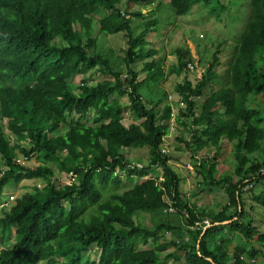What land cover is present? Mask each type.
I'll list each match as a JSON object with an SVG mask.
<instances>
[{
	"label": "trees",
	"instance_id": "16d2710c",
	"mask_svg": "<svg viewBox=\"0 0 264 264\" xmlns=\"http://www.w3.org/2000/svg\"><path fill=\"white\" fill-rule=\"evenodd\" d=\"M168 1L183 15L198 0ZM123 2L125 11L119 7ZM138 2L152 0H0V120L7 121L5 127L0 124V195L11 181L45 182L15 197L9 209L3 206L0 264H264V229L246 211L247 201L252 210L256 205L264 209V157L252 156L264 153V106H249L251 97L264 96V0H251L247 25L231 46L228 87L212 92L197 111L195 99L216 80L220 54L228 50L221 44L196 83L186 78L176 85L185 104L176 121L192 132L191 139L180 137V142L191 150L206 191L221 188L228 195L218 211L201 209L184 196L183 177L164 151L173 116L170 102L159 113L166 92L148 99L150 107L145 102L142 87L154 91L165 70L150 71L157 50L145 46L158 21L154 12L131 7ZM104 10L110 13L100 21V33H122L126 40L115 60L99 50L92 33L95 14ZM177 53L171 74L195 69L190 49ZM137 61L148 72L142 80L134 68ZM96 68L110 78L95 85L69 81ZM125 95L128 105L120 100ZM91 110L95 113L87 124L83 120ZM126 110L132 117L128 126ZM70 115L77 118L69 121ZM223 139L234 143L236 163L233 172L216 177ZM210 147L215 157H198ZM129 148H148V164L132 163L124 152ZM40 153L61 173L74 174V180L63 184L50 165L27 167L19 161ZM154 167L162 169L161 179L150 176ZM124 173L132 187L103 199L102 186H124ZM88 207L96 213L85 219ZM169 210L182 221L140 222V213ZM206 220L210 226L201 237ZM13 229L16 240L7 246ZM167 232L176 237L163 241ZM235 235L243 242L231 249ZM148 244L153 246L140 247Z\"/></svg>",
	"mask_w": 264,
	"mask_h": 264
},
{
	"label": "rangeland",
	"instance_id": "374dc122",
	"mask_svg": "<svg viewBox=\"0 0 264 264\" xmlns=\"http://www.w3.org/2000/svg\"><path fill=\"white\" fill-rule=\"evenodd\" d=\"M152 2H150L149 5L145 2H138L131 6L133 9L141 10L145 14L154 12L153 17L158 21L157 26L148 35L147 45L145 47L146 50H157V53L154 54V60L156 62L150 71H155L162 67V70H165V75L159 81L158 87L154 89V91L150 92V87L148 85H144L142 87V92L145 95V102L147 106L150 107L148 99L157 100L163 92H166L167 98H165L158 106L159 113H161L162 107L166 103L170 102L172 103L173 117L169 123L170 132L165 138L163 147L166 152H169L173 156L171 163L179 167L176 168L180 171L181 176L183 177V182L181 184L183 194L190 199L191 203L196 204L201 209L207 208L212 211H218L221 207L228 203V195L221 188L220 190L209 189L206 191V187L202 181V176L198 175L194 168L191 150L187 149L184 142H180V137L191 139L192 132L188 128H185L184 131V129L181 128L176 121V117L179 115L180 109L185 107V104L181 103V97L176 91V85L178 83H182L186 78L190 79L193 83H196L198 76L206 70L209 61L212 59V54L220 47L218 44L227 46L228 50H224L220 54L221 63L217 68L216 80L208 85L202 97L195 99L197 111L201 110L203 101L212 92L229 85V83L231 84V49L233 44L239 41L247 25L251 11V0H198L191 10L183 15H178L168 0H152ZM159 2L161 4H158ZM119 7L125 11L127 9V4L123 2L119 5ZM109 13V10H104L95 14L94 23L92 25V33L94 37L98 38L99 50H101L107 57L115 60L117 53L121 54V50L126 47V40L122 33H100V21ZM134 25L136 31H139V22L134 23ZM179 49L191 50V53L195 57L193 60L195 69L192 70L189 68L190 70H184L182 73L174 72L171 74L170 68L175 64L177 65V52ZM146 61L150 62L153 61V59H146ZM143 66L144 64L142 61H137L134 64V68H137L140 73L139 79L141 80L148 74V72L143 69ZM107 78H110L109 75L100 72L96 68L92 69L85 75L80 73L74 74L69 81L79 85L82 81L86 80L89 84L95 85L99 81ZM151 83L155 84V80ZM161 97L164 96L162 95ZM120 100L125 105L129 104V98L127 95L122 96ZM251 105L264 106V96L256 94L251 97L249 106ZM94 113L95 111L91 110L83 121L87 124H91ZM125 116L126 118L124 119V124L128 126L132 122V117L127 110L125 112ZM73 117L77 118V115H70L69 121H71ZM6 122V120H0V124L4 127L6 126ZM5 131L8 135L12 134L6 128ZM233 145V142L223 139L218 155L214 147L201 150L198 155L203 158L215 157L217 155L219 171L216 173V177H219L223 174V172H233L235 168L236 160ZM178 146L181 147V149H178ZM124 152L132 163L145 165L149 162L148 148H129L124 149ZM252 156L261 158L264 157V153L261 152ZM20 157L24 156L22 155ZM42 163L50 165L55 170L56 177L62 180V182H69L72 180L71 174L61 173L57 164L47 161L44 158L43 153L33 156L26 165L27 167H36ZM0 164H2L1 158ZM189 164L191 166H189ZM150 176L161 179L163 171L160 167H154L150 170ZM123 181L124 186L115 187L109 185L107 187L102 186V188L99 186L103 189V199L109 198L111 193L115 191H124L125 189L132 187L133 182L128 176H126L125 173L123 174ZM44 184L45 182L41 179L24 180L18 185L11 181L0 195V203L8 201L11 204V201H9L10 195H15L17 197L21 196L26 191L34 192L36 188H42ZM255 186L256 188L254 189V192L258 194L262 190V184H255ZM249 188L251 189L252 187ZM247 196L248 195L246 193L245 197ZM250 206L251 202L247 201V214L250 218L254 217V223H258L264 229V209L256 205L252 210ZM7 208L9 209L10 205ZM261 208L263 210H261ZM95 210V207H88L83 214V218L88 219L92 214L96 213ZM2 215L3 210L0 205V216ZM139 215L140 222L146 226H153L165 219L171 220L174 224H178L182 221V219L177 217V215L171 210L168 212H157L155 214L140 213ZM206 222L208 224L207 226H209V221L206 220ZM11 232V236L9 235L4 242L7 246H11L16 240L15 230L13 229ZM175 237L176 236L171 232H167L162 240L169 241ZM151 246L153 245H140L141 248H149ZM233 247L234 245L232 244L231 248L233 249ZM172 250H174V247L169 248L168 251ZM165 253L167 252H163L162 255ZM92 256L98 259V256L95 253H92Z\"/></svg>",
	"mask_w": 264,
	"mask_h": 264
},
{
	"label": "clouds",
	"instance_id": "9594fccd",
	"mask_svg": "<svg viewBox=\"0 0 264 264\" xmlns=\"http://www.w3.org/2000/svg\"><path fill=\"white\" fill-rule=\"evenodd\" d=\"M173 117V116H172ZM172 119V118H171ZM171 121V120H170ZM170 123V122H169ZM170 125V124H169ZM166 152V151H165ZM199 157V156H198ZM200 158V157H199ZM20 159H22L21 160V162L23 163V164H27V162H29V160L26 158V157H20ZM25 160V161H24ZM139 167H142V166H144L143 164L142 165H139V164H137ZM146 165V164H145ZM67 174V173H66ZM71 174V177H72V180L71 181H69V182H62L63 184H66V183H71L73 180H74V174H72V173H70ZM69 174V175H70ZM62 181V180H61ZM248 187H252V186H248ZM16 196L15 195H10V197H9V201H12L14 198H15ZM11 199V200H10ZM1 205V208L3 209V206H5V207H8L9 205H10V203L8 202V201H6L5 203H1L0 204ZM207 223V222H206ZM210 226V225H209ZM208 226V227H209ZM16 234V233H15Z\"/></svg>",
	"mask_w": 264,
	"mask_h": 264
},
{
	"label": "crops",
	"instance_id": "0c3cea01",
	"mask_svg": "<svg viewBox=\"0 0 264 264\" xmlns=\"http://www.w3.org/2000/svg\"><path fill=\"white\" fill-rule=\"evenodd\" d=\"M239 239H240V240H239ZM237 240H239V241H237ZM242 240H243L242 237H240L239 235H235L232 244L235 246V245H237L238 243H242V242H243ZM232 244H231V245H232ZM233 248H234V247H233ZM231 249H232V248H231Z\"/></svg>",
	"mask_w": 264,
	"mask_h": 264
},
{
	"label": "water",
	"instance_id": "95a60500",
	"mask_svg": "<svg viewBox=\"0 0 264 264\" xmlns=\"http://www.w3.org/2000/svg\"><path fill=\"white\" fill-rule=\"evenodd\" d=\"M230 222H232V220H231V221H230V220H229V221L227 220V221H225L224 223H230ZM207 228H208V226L205 228V230H204V232L202 233L201 237L204 235V233H205V231H206ZM199 241H200V240H199Z\"/></svg>",
	"mask_w": 264,
	"mask_h": 264
},
{
	"label": "built area",
	"instance_id": "2783aa9c",
	"mask_svg": "<svg viewBox=\"0 0 264 264\" xmlns=\"http://www.w3.org/2000/svg\"><path fill=\"white\" fill-rule=\"evenodd\" d=\"M165 151V150H164ZM22 159H19V161H21ZM25 161V160H24ZM189 166H191L190 164H189ZM255 261V260H254Z\"/></svg>",
	"mask_w": 264,
	"mask_h": 264
}]
</instances>
